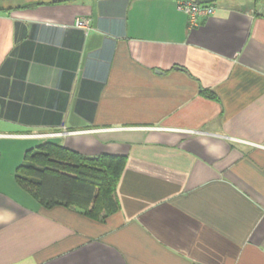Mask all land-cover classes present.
Listing matches in <instances>:
<instances>
[{"label": "crops", "instance_id": "0c3cea01", "mask_svg": "<svg viewBox=\"0 0 264 264\" xmlns=\"http://www.w3.org/2000/svg\"><path fill=\"white\" fill-rule=\"evenodd\" d=\"M176 1L0 12V264H264V0ZM46 141L124 157L117 212L40 208L14 172Z\"/></svg>", "mask_w": 264, "mask_h": 264}, {"label": "trees", "instance_id": "16d2710c", "mask_svg": "<svg viewBox=\"0 0 264 264\" xmlns=\"http://www.w3.org/2000/svg\"><path fill=\"white\" fill-rule=\"evenodd\" d=\"M0 1V12L31 7ZM200 94L216 99L213 92ZM125 164L120 156L85 157L46 141L28 149L14 172L16 184L44 210L63 207L92 221H103L118 210L115 191Z\"/></svg>", "mask_w": 264, "mask_h": 264}, {"label": "built area", "instance_id": "2783aa9c", "mask_svg": "<svg viewBox=\"0 0 264 264\" xmlns=\"http://www.w3.org/2000/svg\"><path fill=\"white\" fill-rule=\"evenodd\" d=\"M176 5L178 9L185 15L189 29H192L197 25V21L200 17L210 16L214 12L212 6L197 4L191 0H177ZM75 27L85 32L90 30L89 18H76ZM58 135L59 134H48L43 137H53Z\"/></svg>", "mask_w": 264, "mask_h": 264}, {"label": "rangeland", "instance_id": "374dc122", "mask_svg": "<svg viewBox=\"0 0 264 264\" xmlns=\"http://www.w3.org/2000/svg\"><path fill=\"white\" fill-rule=\"evenodd\" d=\"M42 1H50V0H12V5H16V4H23V3H36V2H42Z\"/></svg>", "mask_w": 264, "mask_h": 264}, {"label": "water", "instance_id": "95a60500", "mask_svg": "<svg viewBox=\"0 0 264 264\" xmlns=\"http://www.w3.org/2000/svg\"><path fill=\"white\" fill-rule=\"evenodd\" d=\"M0 1H6V0H0ZM192 2H194V3H197V4H203V3H205V2H208L207 0L206 1H201V0H191Z\"/></svg>", "mask_w": 264, "mask_h": 264}]
</instances>
